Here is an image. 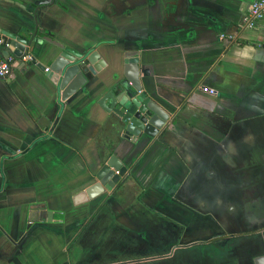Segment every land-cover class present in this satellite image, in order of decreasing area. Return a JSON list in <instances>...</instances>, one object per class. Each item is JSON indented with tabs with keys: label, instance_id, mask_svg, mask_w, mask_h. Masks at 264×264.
<instances>
[{
	"label": "crops",
	"instance_id": "1",
	"mask_svg": "<svg viewBox=\"0 0 264 264\" xmlns=\"http://www.w3.org/2000/svg\"><path fill=\"white\" fill-rule=\"evenodd\" d=\"M253 0H3L0 55V264H254L264 256V20ZM48 32L106 68L73 96L17 38ZM47 38L45 34H40ZM137 54L141 92L168 119L123 138L100 99ZM51 56V57H50ZM116 157L110 191L75 205ZM52 212L48 222L46 212ZM259 225L258 231L248 228Z\"/></svg>",
	"mask_w": 264,
	"mask_h": 264
},
{
	"label": "water",
	"instance_id": "2",
	"mask_svg": "<svg viewBox=\"0 0 264 264\" xmlns=\"http://www.w3.org/2000/svg\"><path fill=\"white\" fill-rule=\"evenodd\" d=\"M45 34L47 38H41ZM52 34L48 32H33L29 37L17 38L18 44L23 46L22 53L16 54L21 58L29 49L38 55L42 51L43 41L54 45L61 52L53 55L48 68L36 64L33 55L29 65H35L43 71L46 77L62 91V99L73 96L88 82L85 76L95 77L106 64L97 52L86 55L75 53L60 44L52 41ZM2 49H6V42H0ZM5 58L9 57L7 52ZM51 57V56H50ZM126 63L123 76L114 81L111 89L100 99L99 105L107 112L113 113L120 121L123 138L136 142L140 137H155L168 119V114L154 101L141 92L138 77V63L136 53L125 55ZM47 69V70H46ZM126 169L118 162L116 157H111L97 172L96 183L84 192L74 197V204L79 205L110 191L124 175ZM47 221H52V212H46ZM264 241V230L261 233ZM254 264H264V256L257 257Z\"/></svg>",
	"mask_w": 264,
	"mask_h": 264
},
{
	"label": "built area",
	"instance_id": "3",
	"mask_svg": "<svg viewBox=\"0 0 264 264\" xmlns=\"http://www.w3.org/2000/svg\"><path fill=\"white\" fill-rule=\"evenodd\" d=\"M262 20H264V0H253L248 7L244 25L247 29H255L258 22ZM31 59L32 56L28 53H25L21 57L23 62H30ZM13 63L14 61L12 58H5L0 55V79H7L10 77Z\"/></svg>",
	"mask_w": 264,
	"mask_h": 264
},
{
	"label": "rangeland",
	"instance_id": "4",
	"mask_svg": "<svg viewBox=\"0 0 264 264\" xmlns=\"http://www.w3.org/2000/svg\"><path fill=\"white\" fill-rule=\"evenodd\" d=\"M259 228H260L259 225H255V226L249 227V228H248V230H249L248 232H252L253 230H254V231H258V230H256V229H259Z\"/></svg>",
	"mask_w": 264,
	"mask_h": 264
}]
</instances>
